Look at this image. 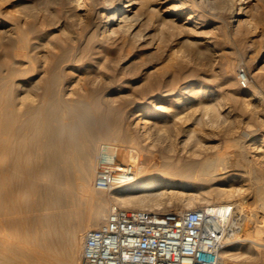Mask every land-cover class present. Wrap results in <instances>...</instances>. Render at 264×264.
Segmentation results:
<instances>
[{
    "label": "bare ground",
    "instance_id": "1",
    "mask_svg": "<svg viewBox=\"0 0 264 264\" xmlns=\"http://www.w3.org/2000/svg\"><path fill=\"white\" fill-rule=\"evenodd\" d=\"M199 1L210 9L233 15V23L241 22L244 12L240 0ZM73 2L75 9L83 12L72 15L79 17L76 21L81 25H69L66 15L60 11L56 12V22L49 20L46 25L41 9L24 6L14 40L2 48L4 60L0 61V70L6 67V71L3 77L0 71V211L6 218V224L3 221L6 232L14 235L15 243L10 245V256L0 255V264H77L85 233L98 228L106 218L107 201L110 206L121 209L167 212L163 206L177 203L180 197L212 194L217 200H205L202 196L204 202L200 208L223 216L239 206L235 214L241 222V236H246L244 239L239 236L225 246L221 252L223 262L251 259L253 251L258 253L264 249V221L253 220L248 224L252 212H245L243 205L251 200L255 204L253 208L264 211V203L255 202L264 201L261 175H248L241 167L237 168L234 159L233 163L225 155L213 153L211 148L201 145L199 138L191 140L192 132L170 130L160 124L158 134L163 131L178 139L177 143L169 140L166 144L165 151L169 155L162 161L150 153L143 154L140 136H130L135 147H121L118 158L126 167L123 172L130 175L128 182L106 193L93 188L98 154L97 151L95 156V150L104 145L99 142L100 134L107 140H116L119 136L109 126L104 127L106 116L94 99L102 95L108 98L118 92L125 106L134 103L140 106L154 98V92L132 102L126 92L132 88L133 81L112 72L116 56L122 50V45H114V41L124 42V38L131 35L133 25L141 19L139 2ZM53 4L54 0H48L46 6ZM97 5L101 10L92 19L88 11L93 12ZM58 27L63 28L61 32ZM14 57L19 59L18 74L12 69ZM198 81L197 77L185 80L184 86L172 88V93L181 89H187V93L195 91ZM191 95L186 102L188 113L193 112L192 108L203 98L199 90ZM164 101L170 100L165 96L157 100L158 103ZM106 106L109 112L113 111L110 99ZM148 116L137 114L136 118ZM144 125L142 137H147L150 133ZM181 138L185 140H182V149L179 147ZM243 151L242 147L237 152L242 158ZM245 175L252 184L245 200L231 201L238 190L233 189L232 184ZM226 185L230 188L223 187ZM100 194H106L107 199L99 197ZM189 209L188 206L179 210ZM251 227L254 238L247 231Z\"/></svg>",
    "mask_w": 264,
    "mask_h": 264
},
{
    "label": "rangeland",
    "instance_id": "2",
    "mask_svg": "<svg viewBox=\"0 0 264 264\" xmlns=\"http://www.w3.org/2000/svg\"><path fill=\"white\" fill-rule=\"evenodd\" d=\"M137 1L139 6L141 5L138 6L141 19L136 22L137 25H133L131 35L125 37L124 42L113 40L114 45H122V50L116 56L112 72L123 79L133 81L132 88L126 92L132 102L141 100L144 94H151L152 91L154 98L146 100L140 106L135 103L125 106L118 92H113L108 98L114 108L112 112H109L106 106L109 99L103 95L96 97L94 100L107 119L104 127L109 126L119 135L116 140H107L101 133L99 142L126 148L135 147L130 142V136H140L139 146L143 150V154L144 152L150 153L149 155H152L153 158L162 161L163 157L169 155L165 151L166 144L169 143V140L177 143L178 139L177 137L174 139L163 131H159L158 134L159 125H164L170 130L182 129L192 132L191 140L199 138L202 142L201 145L211 148L213 153L223 154L231 162L234 159L235 163H233L237 168L241 167L248 175H261V185L264 184V69L260 70L264 67V63H260L264 60V0H240L239 3L242 4L241 8L244 13L239 23H233V15L203 6L199 0ZM47 2L48 0H0V61L4 60L2 48H6L9 41L14 40L15 27L21 24L22 7L24 6L41 9L44 21H47V23L44 22L46 25L48 22L50 23L49 20L56 22L57 11L66 15L69 25L77 27L82 24L76 21L79 17H73L83 14L75 9L73 0H54L53 6L50 7L46 6ZM183 2L184 4H182ZM194 4L195 6H193ZM99 6L95 7V12L88 11L89 17H96L101 10ZM176 6L178 7L176 8ZM121 7L123 8L124 5ZM71 17L73 18L69 20L68 18ZM185 22H187L186 25ZM168 23L169 25H167ZM58 28L60 32L63 29ZM2 45L6 46L1 47ZM18 60L17 57H14L12 66L17 74L20 68ZM239 67H243L248 76V86L245 89H241L236 81V71ZM4 70L6 71V67L0 70L1 77L5 74ZM196 77L199 81L195 86V91L202 92L203 98L192 108L194 111L188 113L189 106L186 102L190 101L191 94L195 91L187 93V89H181V92H178L181 94L177 95L178 93H172V88H182L185 80ZM160 96H165L170 101L158 103L157 100ZM148 102L150 103L148 104ZM137 114H142L143 117L149 116L137 119ZM186 114L188 115L186 116ZM141 118L142 120H140ZM139 120L140 122H138ZM143 125L148 128L149 137H146V134H144L146 138L142 137ZM182 140L184 138H181L179 144L181 149L182 142L185 141ZM242 147L244 159L240 153H237ZM98 149L99 146L95 150V156ZM182 156L187 157L185 154ZM245 176L232 184V188L234 187L235 190L238 188V190L231 201L241 200L240 202H242L248 194L252 184L246 179L247 175ZM228 184L230 186L231 183ZM223 187L230 188L227 185ZM202 196L205 200L208 198L210 201L217 200L214 194L208 195V197L207 195L196 198L180 197L177 203L165 204L163 209L167 212L180 211L188 206L190 209H197L203 205ZM99 197L107 199L108 196L100 194ZM255 202L256 204L264 203L262 200ZM107 203L105 216L111 205L109 201ZM230 204L234 205L235 203L231 202ZM254 205L251 200L243 205L245 212H252L251 215L249 214L248 224L253 220L264 221V211L253 208ZM153 212H157V210H153ZM5 220L3 212L0 211V255L10 256L12 254L10 245L15 242L14 235L6 232ZM247 231L251 238H254V229L251 227ZM245 237L242 235L240 238L244 239ZM81 246L82 242L77 264H79ZM254 252H252L254 255L251 259L238 261L225 259L224 263L264 264V249L260 250L259 254Z\"/></svg>",
    "mask_w": 264,
    "mask_h": 264
},
{
    "label": "built area",
    "instance_id": "3",
    "mask_svg": "<svg viewBox=\"0 0 264 264\" xmlns=\"http://www.w3.org/2000/svg\"><path fill=\"white\" fill-rule=\"evenodd\" d=\"M241 89L248 86L243 67L236 71ZM122 148L98 149L93 186L100 192L128 182L119 163ZM230 209L223 216L207 208L151 212L110 206L105 220L83 237L79 264H225L221 252L241 237V222Z\"/></svg>",
    "mask_w": 264,
    "mask_h": 264
}]
</instances>
